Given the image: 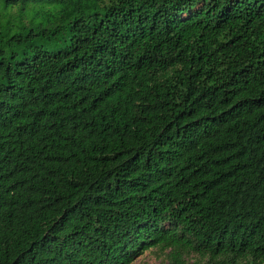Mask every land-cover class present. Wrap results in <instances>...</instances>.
Here are the masks:
<instances>
[{"label": "trees", "instance_id": "trees-1", "mask_svg": "<svg viewBox=\"0 0 264 264\" xmlns=\"http://www.w3.org/2000/svg\"><path fill=\"white\" fill-rule=\"evenodd\" d=\"M149 250L264 264V0H0V264Z\"/></svg>", "mask_w": 264, "mask_h": 264}, {"label": "rangeland", "instance_id": "rangeland-1", "mask_svg": "<svg viewBox=\"0 0 264 264\" xmlns=\"http://www.w3.org/2000/svg\"><path fill=\"white\" fill-rule=\"evenodd\" d=\"M14 11H16V9H14ZM131 264H168V262L164 254L156 250H149L136 258Z\"/></svg>", "mask_w": 264, "mask_h": 264}]
</instances>
